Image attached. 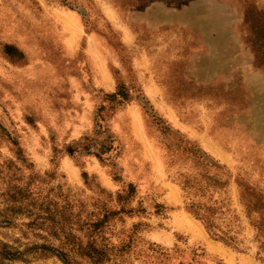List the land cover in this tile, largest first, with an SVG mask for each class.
I'll return each mask as SVG.
<instances>
[{"label":"rangeland","instance_id":"rangeland-1","mask_svg":"<svg viewBox=\"0 0 264 264\" xmlns=\"http://www.w3.org/2000/svg\"><path fill=\"white\" fill-rule=\"evenodd\" d=\"M240 180L264 194V0H0V264H264ZM215 198L242 246L188 208Z\"/></svg>","mask_w":264,"mask_h":264},{"label":"trees","instance_id":"trees-1","mask_svg":"<svg viewBox=\"0 0 264 264\" xmlns=\"http://www.w3.org/2000/svg\"><path fill=\"white\" fill-rule=\"evenodd\" d=\"M6 49L9 52L14 51V47L11 45H7ZM109 96L111 100H118L120 97L126 99L128 92L121 85L117 91L109 93ZM183 149L188 150V152L197 158L199 164L203 165L205 169L203 174L209 179V183H207L205 188L209 186L212 188H223L229 182L231 172L226 165L208 156L198 146L196 147L195 144H186L183 146ZM224 175H227V177H224ZM237 183L239 188V202L242 205L249 225L254 230V240L257 241L260 250L261 247L264 249V194L249 183L241 180L237 181ZM182 184L184 190L193 187V183L189 179ZM196 184L199 185V181ZM188 208L201 220L210 235L236 247L242 246V240L238 233L244 229L245 225L242 219H239L238 213L232 214L230 212L224 199H210L209 201H205V203L192 202ZM93 224L98 227L99 224H102V219L94 221ZM78 248L91 258L95 257V262H100L104 258L103 253L97 248V244L93 242H90L86 247L79 244ZM4 254L6 255V253Z\"/></svg>","mask_w":264,"mask_h":264}]
</instances>
